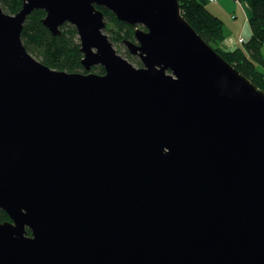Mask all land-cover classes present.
Returning <instances> with one entry per match:
<instances>
[{"label": "water", "instance_id": "obj_1", "mask_svg": "<svg viewBox=\"0 0 264 264\" xmlns=\"http://www.w3.org/2000/svg\"><path fill=\"white\" fill-rule=\"evenodd\" d=\"M99 6L137 26L141 66ZM38 9L76 27L88 73L28 51ZM0 209V264H264V90L180 0L0 3Z\"/></svg>", "mask_w": 264, "mask_h": 264}, {"label": "trees", "instance_id": "obj_2", "mask_svg": "<svg viewBox=\"0 0 264 264\" xmlns=\"http://www.w3.org/2000/svg\"><path fill=\"white\" fill-rule=\"evenodd\" d=\"M245 2L250 8L249 24L252 35L243 46L234 50L223 48L227 34L222 19L214 15L204 0H180L183 15L198 33L215 48L228 62L234 65L242 74L264 90V0H237ZM5 12L16 14L22 7L23 0H0ZM104 11L106 28L113 42L124 39H134L136 26L119 20L112 11L100 7ZM46 16L43 9L32 12L23 27L22 40L30 53L44 64L59 70L84 72L81 43L76 27L65 23L61 34L54 35L43 23ZM137 63L141 65L138 59ZM92 71L105 73L102 65H96ZM10 219L8 214L0 209V221Z\"/></svg>", "mask_w": 264, "mask_h": 264}, {"label": "rangeland", "instance_id": "obj_3", "mask_svg": "<svg viewBox=\"0 0 264 264\" xmlns=\"http://www.w3.org/2000/svg\"><path fill=\"white\" fill-rule=\"evenodd\" d=\"M218 4H219L218 2L209 3L208 4V9L212 13L216 14L215 11H217L216 7L219 6ZM238 4H239V7H237V9H235L234 12H233V14H236V18L233 17L232 14H229L228 12H226L224 9L221 10L220 13H218L219 17L224 22V28L226 30L227 37H229V35H230L229 29H230L231 33L233 34L231 36H235V37L238 38L240 35H244L245 37H247L246 33L249 31V28H250L249 26L250 25H249V23H247V19H246V16H245L246 12H245V10L243 8V1L242 2L241 1L238 2ZM1 5H2V2H1ZM22 5H23V3H22ZM228 27H229V29H228ZM107 34L110 35V32H107ZM113 43H114V47L116 48L117 52L120 55H122L123 57L127 58L135 66H139V64L137 63L139 58L137 56L131 55L128 52L127 46L123 43V41H121V42H113ZM223 44H224L223 47L227 49L228 46L226 44H228V40H225L223 42ZM263 52H264V47H263ZM28 231H29V234H31V231L30 230H28Z\"/></svg>", "mask_w": 264, "mask_h": 264}, {"label": "crops", "instance_id": "obj_4", "mask_svg": "<svg viewBox=\"0 0 264 264\" xmlns=\"http://www.w3.org/2000/svg\"><path fill=\"white\" fill-rule=\"evenodd\" d=\"M239 1L237 0H218V5L216 7V14L218 17V13H220L221 10H225L226 12H228L229 14H232V16L234 15L235 18H236V14H233L234 10L237 9V7H239V4H238ZM215 3V2H214ZM207 7H208V4H207ZM243 8L246 12L245 16H246V19H247V23H249V19H250V8L248 7V5L243 2ZM250 25V24H249ZM250 27V26H249ZM229 29V27H228ZM229 37L226 38V40H228V44H226L228 46L227 49L229 50H234L236 48H239L241 46H243V43L240 42V38H243L244 39V42L248 41L252 35V30H251V27L249 28V31L246 33L247 37H245L244 35H240L238 38L235 37V36H231L233 35L229 29ZM262 54H263V57H264V52H263V49H262Z\"/></svg>", "mask_w": 264, "mask_h": 264}, {"label": "bare ground", "instance_id": "obj_5", "mask_svg": "<svg viewBox=\"0 0 264 264\" xmlns=\"http://www.w3.org/2000/svg\"><path fill=\"white\" fill-rule=\"evenodd\" d=\"M204 2L206 3V5L207 4H209V3H214V2H218V0H204ZM1 3V2H0ZM208 8V7H207ZM7 13V12H6ZM10 14V13H9ZM214 14V13H213ZM215 15V14H214ZM217 16V15H216ZM218 17V16H217ZM233 17H235L234 15H233ZM220 18V17H219ZM221 19V18H220ZM136 28H137V26H136ZM135 28V29H136ZM106 33V32H105ZM107 34V33H106ZM79 36V35H78ZM110 38V37H109ZM227 38V37H226ZM111 39V38H110ZM241 39H243V38H240V42L241 43H245L244 42V39H243V41H241ZM79 40H80V38H79ZM125 40V39H124ZM129 40H131V39H129ZM226 40V39H225ZM112 41V40H111ZM133 41H135V30H134V39H133ZM113 42V41H112ZM123 43H124V41H123ZM125 44V43H124ZM113 45H114V43H113ZM126 45V44H125ZM224 45V44H223ZM224 48V47H223ZM128 49V48H127ZM226 49V48H225ZM128 52L131 54V55H133L129 50H128ZM33 55V54H32ZM135 56V55H134ZM38 59V58H37ZM39 60V59H38ZM140 60V59H139ZM141 61V60H140ZM141 65H142V62H141ZM140 65V66H141ZM52 68V67H51ZM85 68V67H84ZM93 69V68H92ZM92 69H91V71H92ZM86 70V69H85ZM87 71V70H86ZM89 71H87L86 73H88ZM94 72V71H93Z\"/></svg>", "mask_w": 264, "mask_h": 264}, {"label": "built area", "instance_id": "obj_6", "mask_svg": "<svg viewBox=\"0 0 264 264\" xmlns=\"http://www.w3.org/2000/svg\"><path fill=\"white\" fill-rule=\"evenodd\" d=\"M241 41H243V39H241Z\"/></svg>", "mask_w": 264, "mask_h": 264}]
</instances>
